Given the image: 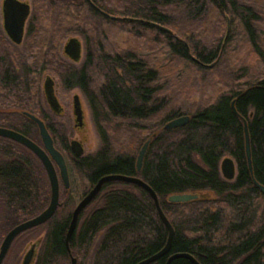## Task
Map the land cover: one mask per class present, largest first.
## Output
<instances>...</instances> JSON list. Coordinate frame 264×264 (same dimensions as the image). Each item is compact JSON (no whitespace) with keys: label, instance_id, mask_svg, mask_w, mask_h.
I'll return each instance as SVG.
<instances>
[{"label":"trees","instance_id":"16d2710c","mask_svg":"<svg viewBox=\"0 0 264 264\" xmlns=\"http://www.w3.org/2000/svg\"><path fill=\"white\" fill-rule=\"evenodd\" d=\"M227 18L233 27L228 37L208 38L209 20ZM71 34L85 44L80 68L61 55L60 43ZM3 42L0 31V46ZM241 43L256 57L255 71L225 66L231 46ZM2 46L0 108L33 110L41 74L54 69L66 87L81 89L100 139L95 153L70 163L71 188L55 216L22 234L7 259L17 242L44 232L34 264H71L66 236L75 206L100 178L118 174L146 182L175 229L170 253L152 264H165L178 253L191 254L200 264H264V194L248 166L243 122L253 176L264 186V0H32L22 48L12 59L5 42ZM211 83L216 91L204 100ZM181 116H190L189 124L164 129ZM10 124L37 142L26 119ZM149 138L138 174V152ZM226 157L237 164L233 181L221 173ZM185 193L199 198L168 201ZM0 200L5 203L0 219L17 221L6 220L1 239L50 201L41 162L2 138ZM167 240L168 229L149 194L133 184L110 182L81 215L70 249L77 264H138ZM171 264L192 263L179 258Z\"/></svg>","mask_w":264,"mask_h":264},{"label":"water","instance_id":"95a60500","mask_svg":"<svg viewBox=\"0 0 264 264\" xmlns=\"http://www.w3.org/2000/svg\"><path fill=\"white\" fill-rule=\"evenodd\" d=\"M2 12H4V27L7 34L14 43L21 44L24 39L27 22L31 16V12H32L31 4L20 0H4ZM83 52H84V44L77 37H73L69 39V41L66 43L64 47L65 55L75 63L81 62L83 58ZM45 93L48 103L51 105L52 109L55 112H58L60 105L55 96L54 79L51 77H48L45 81ZM232 109L235 114H238L235 108V101L232 102ZM25 114L26 116H28L29 119H31L33 122L37 124L40 132V136L42 138V145H39L38 143L34 142L30 138L26 137L25 135L19 132L5 128H0V137L8 138L21 144L22 146L29 149L32 153H34L36 157L40 160L49 180L50 201L47 207L38 215L15 225L8 231V233L5 235L0 245V264H4V261L8 256L14 242L22 234L31 231L33 229L39 228L41 226H44L55 216V214L57 213L58 209L61 206V185L63 184L66 192H68L71 188L70 172L66 159L64 158L63 154L55 147L53 138L51 137L44 122L33 114L30 113H25ZM190 121H191L190 116H181L166 123L164 129L173 130V129L182 128L187 124H189ZM243 122L245 128V148H246V157L248 161V166L252 174L254 184L259 188L261 193L264 194V186L260 185L253 176L251 140L248 130V123L245 119ZM151 143H152V138H149L144 142V144L142 145V147L138 152L137 162H136L138 174H140L142 171L144 161ZM74 151L77 157H81L83 155V151L78 148L74 147ZM220 169L224 179H226L227 181L235 180L238 170H237V164L233 158L231 157L224 158L221 162ZM110 182L129 183L144 189L153 200L161 221L168 229V240L166 246L160 252L141 261L138 264H152L155 261L167 256L172 249L176 232L172 223L164 213L156 192L138 176H124L118 174H110L100 178L97 181V183L89 190V192L78 202V204L75 206L72 212L71 221L66 236V245L68 252L70 254L71 264L78 263L77 259L73 256L72 251L70 249V240L77 229L80 217L83 214V212L98 197L104 185ZM198 198H199L198 195L195 194H189V193L174 194L168 198V201L172 204H186L194 200H197ZM36 247H37L36 243L31 246L30 250L28 251V253L24 258L23 264H32L34 262L36 258ZM179 258H185L189 260L192 264H200L198 260H196L191 254L188 253L173 254L168 258L165 264H171L174 260Z\"/></svg>","mask_w":264,"mask_h":264},{"label":"flooded vegetation","instance_id":"af4514ba","mask_svg":"<svg viewBox=\"0 0 264 264\" xmlns=\"http://www.w3.org/2000/svg\"><path fill=\"white\" fill-rule=\"evenodd\" d=\"M2 17H3V22H2V25H0L1 35L7 46V53H8L7 56L8 57L11 56V58L13 59L14 51L16 49L17 50L21 49V46L23 45V42L26 36L27 25L25 29V35H24L23 42L21 44H16L12 41V39L9 37V35L7 34L5 30L4 12H2ZM48 77L52 78L51 75H46L45 81ZM45 81H44L42 89H41V86H39L38 103H37V106L33 110H25V109L21 110L15 106H12V107L9 106L8 108H3V107L0 108V128H5V129L18 132L10 124V121L13 123L19 122L20 118L23 117L24 119H26V121L32 124L35 130V133L37 134V138L40 141L38 144L42 145V138L40 136V132H39L37 124L33 122L31 119H29L25 113H30V114L35 115L36 117H38L40 120L44 122L51 137L53 138L55 147L63 154L64 158L66 159L67 165L69 167V164L72 163V161L86 157L85 151H84V142H85L84 140L86 139L85 129L87 127V121H86V114L83 108V99H82V96H84V94L82 93L81 89L77 86L76 87H66L63 83L56 84V81L54 80L55 96L60 105L58 112H55L52 109L51 105L48 103V100L46 97ZM65 96L71 97V99L67 100ZM4 117L7 119V121L5 122L3 120ZM0 138L13 141L11 139L4 138V137H0ZM74 147L83 151V155L81 157L76 156ZM27 150L30 151L29 149ZM32 154L36 157L34 153Z\"/></svg>","mask_w":264,"mask_h":264},{"label":"rangeland","instance_id":"374dc122","mask_svg":"<svg viewBox=\"0 0 264 264\" xmlns=\"http://www.w3.org/2000/svg\"><path fill=\"white\" fill-rule=\"evenodd\" d=\"M3 1L4 0H0V25H2L3 22V17H2V7H3ZM20 1H24L27 2L29 4H31L32 6V0H20ZM32 14V12H31ZM208 23V20H206ZM205 21V22H206ZM210 23L207 25V30H208V38L209 37H213L214 35L220 33V35L223 38L228 37V35L230 34L231 30H232V25H231V20L229 18L223 20L222 22H219L217 19H211L209 20ZM73 37H77L79 38L82 43L84 44L83 38L79 35H75V34H71L68 35L66 37H64V39H62L61 43H60V51H61V55H63V60L66 62V64L73 66L75 68H80L82 66V63L84 61V57H85V44H84V52H83V58L81 60V62L79 63H75L72 60H70L68 57L65 56L64 54V47L66 45V43L69 41V39L73 38ZM3 46L1 45L0 48H2ZM232 48L229 49V54L227 55V61L225 63V66H230V67H236V68H240L241 66H246V67H250L251 71H255L257 68V64L258 61L256 59V57L254 56V54L252 53V51L250 50L249 46L247 45H243L238 44L235 47L231 46ZM22 48V46H21ZM46 75H51L52 78H54V80L56 81V84H62V80L60 78V75L57 71H54V69H49L44 71L38 81V88L39 86H41V89L43 87L44 81H45V76ZM221 77V75H220ZM224 78V77H223ZM222 78V79H223ZM212 84V83H211ZM215 87V88H214ZM216 89V86H214L212 84V86H209L208 89H205L204 91V95L209 96L211 94L214 93V90ZM67 100L71 99V97L65 96ZM83 99V108H84V112L86 114V121H87V127L85 129V133H86V139L84 140V151H85V156H88L90 154L95 153L99 147H100V139L99 136L96 132V129L94 127L93 121H92V117H91V112H90V108L88 106V103L86 101L85 96H82ZM207 99L204 98V100ZM37 142L39 143L40 141L37 139ZM69 172L71 173L72 171V166L69 164ZM72 182V180H71ZM65 188L63 186V184L61 185V197L63 195V193L65 192ZM4 202L2 200H0V212L2 213L4 211ZM4 219V218H3ZM6 220H10L7 222H10L11 224H15L17 223V221L12 218L9 217ZM6 220H2L0 219V229L2 227V225H4L6 223ZM5 221V222H4ZM11 226V225H8ZM9 229L8 227L5 226V230ZM8 233V232H7ZM2 234L0 233V245L1 242L3 240V238L1 239ZM5 237V236H4ZM44 237V232L40 233L39 236L37 238H31L28 239L26 238V240H20L19 242L16 243L14 251L12 252V254L10 255V257L7 259H5L6 262H4L5 264H23L24 258L26 256V254L28 253V251L30 250L31 246L35 243H37L39 240H42ZM39 250V247H36V250ZM37 250V251H38ZM34 264V262L32 263Z\"/></svg>","mask_w":264,"mask_h":264}]
</instances>
